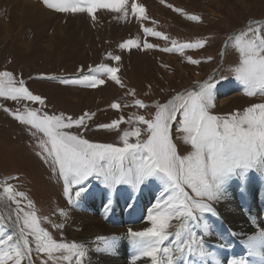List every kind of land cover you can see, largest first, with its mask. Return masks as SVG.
Here are the masks:
<instances>
[{"label":"rangeland","instance_id":"1","mask_svg":"<svg viewBox=\"0 0 264 264\" xmlns=\"http://www.w3.org/2000/svg\"><path fill=\"white\" fill-rule=\"evenodd\" d=\"M30 1L48 11V18L41 20L38 15L18 18L12 6L0 2V71H10L17 80L23 79L29 90L44 100L41 106L38 102H16L0 97V193L8 183L13 185L16 193H23L13 200L3 196L12 223L0 215V225H3L0 239L6 240L11 235L14 239L9 243H14L19 231L16 226L17 214L22 217L24 212L35 211L40 226L54 239L72 244L73 241L67 240L66 230L58 220V215L62 209L73 207L79 198L75 197L73 191V202L69 203L68 196L64 194L58 166L51 164V158L45 159L40 146V141L46 139L43 133L21 124L13 113L23 112L25 107H29L40 108L41 112L48 114L63 113L65 117L77 118L87 112L89 115L85 123L88 129L80 131L91 142L122 146L120 135L124 130L135 127L141 128L140 138L146 139L143 130L147 126L136 121V116L152 119L156 104H166L178 93L194 90L196 82L209 77L217 80L221 76L227 77L219 84L236 81L230 71L239 61L234 37L240 32H246L248 28H259L261 35H264V0H135L146 10L147 19L144 20L132 12L133 0H128L127 14L97 9L93 15L60 13L47 8L43 0ZM191 15L199 19L191 20L188 18ZM4 23L8 24V35L5 36L2 33ZM144 27L153 28L168 39L146 35ZM234 30L238 32L230 35ZM129 39H138L139 47L121 48L120 45ZM199 40L204 41L201 48L184 49L183 53L161 51L165 47H172L173 41L181 44ZM28 41L29 45L24 46L23 42ZM144 42L158 47L145 49ZM223 44L225 50L222 55ZM112 56H120L121 59L114 61ZM188 57L199 63L192 64ZM100 64L117 67L120 83L102 73L96 74L105 83L95 88L61 82L62 79L78 78L81 72L91 74L90 69L94 70ZM42 75L56 78L45 79L41 78ZM136 100H141L146 107L141 108L135 103ZM113 103L120 107L113 109ZM213 103L210 110L212 114L227 116L242 113L252 104L264 103V96H248L241 90L236 98L226 97L221 102L216 91ZM121 117L123 120L118 131L97 128L99 124L111 123ZM170 130L169 135L177 154L185 156L191 152V145L183 140L179 116ZM136 139L129 138L133 143ZM257 170L263 171L264 168L248 171ZM97 182L100 181L89 178L83 186L87 191L91 184ZM256 184H259L258 181L251 189ZM238 186L234 189L244 192V186L241 185V189ZM159 188L160 192H157ZM154 189L156 194L152 197V205L160 198L157 194L163 190L160 184ZM241 194L243 197L245 193ZM16 201H19V206ZM19 224L23 226L22 219ZM180 225L181 221L173 217L169 221L168 231L174 234L178 228L181 230ZM151 226L150 221L147 227ZM28 239L32 251L21 259V264H75L74 255L71 261L59 260L61 255L71 254L55 252L49 256L36 251L31 235ZM0 250L9 251L8 244L0 245ZM5 264H15L14 258L6 260Z\"/></svg>","mask_w":264,"mask_h":264},{"label":"snow or ice","instance_id":"2","mask_svg":"<svg viewBox=\"0 0 264 264\" xmlns=\"http://www.w3.org/2000/svg\"><path fill=\"white\" fill-rule=\"evenodd\" d=\"M44 5L60 13H87L93 15L97 9H109L127 14L128 0H43ZM131 9L139 19H147L145 8L133 0ZM181 11L180 9H175ZM191 20L199 17L191 15ZM143 32L152 37H168L153 28L144 27ZM203 40L194 43L177 44L161 49L164 52L184 49L201 48ZM234 46L239 52V61L230 71L233 77L243 87L246 95L264 96V35L259 28H248L234 37ZM121 48L139 47L138 39L124 41ZM145 49L158 47L144 42ZM119 61L120 56H112ZM192 64L199 61L188 57ZM118 68L108 64H100L91 74H84L75 79H62L64 84H85L95 88L105 83L96 73H102L107 78L120 83L117 76ZM41 78L55 79L42 75ZM209 77L196 82L194 90L178 93L166 104H156V112L152 119L136 116V121L147 127L143 130L147 138L141 139V128L135 127L124 130L120 135L122 146L113 143H96L84 138L81 129H88L85 123L88 113L73 118L61 114L41 112L40 108L25 107L23 112L13 113L15 119L23 125L43 133L46 139L40 141L45 159L51 158V164L58 166L59 176L63 179V192L68 196L69 203L73 202L72 193L80 198L85 193L84 184L89 178L100 181L110 192L120 185L135 189L145 182H158L162 186L160 198L153 205L149 220L152 226L143 231L129 229L132 237L140 238L135 241L141 256L150 257L152 264H177L185 251H196L202 258L215 256L205 247L204 237L211 234L210 226L204 214L218 215L214 204L226 201L225 185L235 175L246 173L248 170L264 168V103L252 104L242 113L227 116L214 115L210 111L214 106L215 92L221 80ZM0 97L12 101H31L44 105L40 95L33 94L23 79L17 80L10 71H0ZM135 103L141 108L146 105L141 100ZM113 109L119 104L113 103ZM180 118V126L184 133L183 140L191 145V152L185 156L177 154L176 146L172 143L169 130L173 121ZM131 119V118H130ZM123 117L112 120L111 123L97 125L101 130H119ZM130 137H136V142H130ZM2 196L13 200L17 195L13 185L8 183L3 187ZM19 206V201H16ZM107 206V205H106ZM132 209L133 205L129 204ZM22 211V210H21ZM175 217L181 221L177 237L183 233L182 242H177L174 249L161 245L172 235L168 231L169 221ZM23 220L21 227L19 222ZM200 230V237L194 230ZM16 226L19 228L14 243L13 236L0 239V245L8 244L9 251L0 250V264L13 259L15 264H21L31 251L28 236L31 235L36 245V251L51 256L55 252L70 253L61 255L58 259L71 261L75 256V264H82L86 249L76 243L58 242L48 231L40 226L35 211L24 212L16 216ZM3 231V225H0ZM257 237H260L257 240ZM248 255L255 254L257 247H264V230L247 237ZM111 242H105V248H111ZM163 252L166 260H158ZM11 253V254H10ZM137 259L133 256V260ZM185 264H188L185 260ZM212 264H219L213 261ZM228 264H247L246 260L232 259Z\"/></svg>","mask_w":264,"mask_h":264},{"label":"bare ground","instance_id":"3","mask_svg":"<svg viewBox=\"0 0 264 264\" xmlns=\"http://www.w3.org/2000/svg\"><path fill=\"white\" fill-rule=\"evenodd\" d=\"M1 1H4L8 7L12 6L13 13L18 18L24 16L33 18L38 15L41 20H45L49 15L43 7L30 0ZM3 27V35H8V24L4 23ZM23 45L27 47L29 41L23 42ZM241 90L243 88L237 81H225L219 84L217 94L223 102L226 97L236 98L237 95H240ZM170 132L173 136L172 130ZM175 144L177 145V142ZM263 171H249L233 176L225 185L226 201L214 204L218 215L205 214L211 232L210 235L204 237L205 247L209 252H214L215 256L202 258L195 250L185 251L177 264H185V260L188 264H212L213 261H218L219 264H228L229 260L240 259V257L232 256L233 251L237 248L244 249L245 253H248L247 237L264 230L262 221L264 197H262V192H259L261 191L259 188L264 185V173H261ZM256 181L259 184L251 189ZM240 184L244 186V192L234 189L238 185L239 189L243 188ZM158 185V182H145L135 189L121 185L110 192L103 185L97 183L92 189L87 190L76 204L72 205L73 207L61 210L58 220L66 230L67 240L82 245L86 249L87 254L83 258L82 264H152L150 257L140 255L135 244V241L140 238L132 237L129 234V229L139 232L148 228L147 225L150 223L148 217L151 205L154 203L152 197L156 194L154 187ZM254 188H258L256 191L259 193L247 196L248 191L252 194ZM158 191L160 192V188ZM241 193H245V196L241 197ZM129 204L133 205L132 209L129 208ZM0 215L5 221L12 223L11 213L6 207L2 195H0ZM188 223L193 225L191 220ZM193 228L199 238L200 230L195 229L194 225ZM178 229L177 231H179ZM183 239V233L180 237H177L175 233L169 235L161 248H171L175 255L176 244L178 241L182 242ZM259 239L260 237H257V240ZM106 241L111 242V248H105ZM133 256L137 257L135 261ZM157 259L166 260L162 251L158 254ZM247 264H264V247H257L255 254L249 257Z\"/></svg>","mask_w":264,"mask_h":264}]
</instances>
